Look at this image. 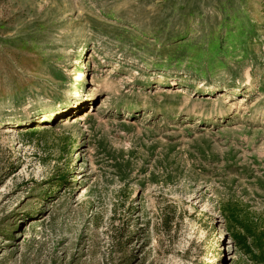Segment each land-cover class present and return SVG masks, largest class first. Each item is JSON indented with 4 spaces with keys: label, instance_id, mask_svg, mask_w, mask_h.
<instances>
[{
    "label": "rangeland",
    "instance_id": "rangeland-1",
    "mask_svg": "<svg viewBox=\"0 0 264 264\" xmlns=\"http://www.w3.org/2000/svg\"><path fill=\"white\" fill-rule=\"evenodd\" d=\"M0 264H264V0H0Z\"/></svg>",
    "mask_w": 264,
    "mask_h": 264
},
{
    "label": "bare ground",
    "instance_id": "bare-ground-1",
    "mask_svg": "<svg viewBox=\"0 0 264 264\" xmlns=\"http://www.w3.org/2000/svg\"><path fill=\"white\" fill-rule=\"evenodd\" d=\"M88 115V113H86V116ZM77 121V120H76Z\"/></svg>",
    "mask_w": 264,
    "mask_h": 264
}]
</instances>
